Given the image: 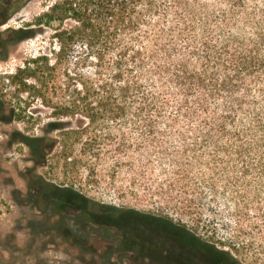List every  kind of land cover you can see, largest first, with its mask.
<instances>
[{"label": "trees", "instance_id": "obj_1", "mask_svg": "<svg viewBox=\"0 0 264 264\" xmlns=\"http://www.w3.org/2000/svg\"><path fill=\"white\" fill-rule=\"evenodd\" d=\"M210 1L62 0L35 25L58 23L54 37L60 59L79 49L85 54L86 74L76 79L67 74L69 81L61 86L70 95L57 107L62 116L79 117L68 134L74 141L64 145L66 163L113 154V161L129 171L132 192H145L199 222L205 216L223 218L230 231L226 215H235L238 229L230 243L249 251L255 264H264V248L257 244L264 240V209L251 211L258 210L264 196V0ZM0 4L12 11L14 0ZM35 33L31 26L0 32V45ZM39 61L49 63L46 56ZM21 73L34 72L28 67ZM17 78L11 82L27 89ZM4 101L0 94V111ZM63 126L51 121L45 128L54 132ZM21 140L37 167L58 144L45 136ZM76 142L82 147L79 155ZM34 181L44 184L39 176ZM48 193L39 192L37 198L59 215L63 202ZM127 212V221L147 223L151 230L138 225L139 230L153 237L160 235L154 226L173 221L151 212ZM63 224L59 216L53 227ZM209 243L216 264H241Z\"/></svg>", "mask_w": 264, "mask_h": 264}, {"label": "rangeland", "instance_id": "obj_2", "mask_svg": "<svg viewBox=\"0 0 264 264\" xmlns=\"http://www.w3.org/2000/svg\"><path fill=\"white\" fill-rule=\"evenodd\" d=\"M60 1L14 0L8 20L0 24L3 34L9 29L28 26L36 30L30 39L0 45V94L6 104L0 111V264H164L162 261L166 258L177 262L183 259L184 252L177 247L163 248L164 239L160 238L163 234L171 242L199 244V257H214L209 243L212 242L229 251L241 264H255L249 251L230 243V236L238 229L235 215H226L230 231L223 218L212 220L205 216L199 222L193 216L180 214L178 207L161 206L145 192H132L129 171L122 170L113 161V154L108 153L107 159L91 162L76 159L73 164L66 163L62 157L66 151L64 145L74 141V136L68 134L79 117L62 116L57 107L70 95L61 86L68 83V76L76 79L86 74L85 54L79 49L75 55L60 59L54 37L58 23L49 28L35 25L39 16ZM5 15L0 16V22ZM70 23L67 21L65 26ZM41 56L48 58V65L42 61L35 63ZM57 63H60L57 69L51 70ZM28 67L34 73L25 77L21 72ZM14 77L24 81L27 89L14 85L11 82ZM51 121H61L63 129L47 132L45 125ZM22 136H45L48 142L54 139L58 144L50 151L46 163L37 167ZM81 148L76 142V154L79 155ZM102 152L106 153V149ZM34 176H39L44 184L36 183ZM46 185L48 190L53 188L52 192H47L50 197L63 202L59 215L50 212L37 198ZM46 197L49 201L50 197ZM256 208L258 210L251 211L264 209V196ZM131 209L169 216L173 221L154 226L159 228L160 235L153 237L139 229L132 232L128 227H120L119 220L108 218L115 214L114 217H121L122 221L130 220L126 210ZM59 216L64 224L55 229L53 224ZM109 221L113 224L109 225ZM243 225L249 226V223L243 222ZM260 233L264 235V228ZM248 238L250 236L246 240ZM122 242L133 247V252L121 249L119 243ZM239 244L242 245L241 241ZM257 244L264 248L263 239ZM144 255L147 257H142ZM262 256L264 258V253Z\"/></svg>", "mask_w": 264, "mask_h": 264}, {"label": "flooded vegetation", "instance_id": "obj_3", "mask_svg": "<svg viewBox=\"0 0 264 264\" xmlns=\"http://www.w3.org/2000/svg\"><path fill=\"white\" fill-rule=\"evenodd\" d=\"M10 8L7 6H2L0 4V16L4 15V14H8L10 12ZM35 177V176H34ZM40 184V183H38ZM39 192H52V190H48V189H44V190H40ZM109 225H112V222H108ZM117 225H119L120 227L124 226V227H128L129 229L132 230V232H136L139 227H144V229L148 230L150 229L147 223L144 222H135V221H122L119 220L117 222ZM138 225H141L138 227ZM151 230V229H150ZM162 239H164L162 246L163 248H165V246H167L169 249H172V246L177 247V249L182 253H183V259L179 260L178 262L175 259L169 260V259H163L162 262H164V264H216L219 263V260L215 257H212L210 259L208 258H203L202 256H200L199 254V250H198V245L197 243H190V244H182V243H178V242H171L169 241L167 238H165V235L163 234V237H160ZM152 245V244H151ZM119 246L121 249L124 250H129L132 251L134 250V248H130L129 246H126V243H119ZM152 247V246H151ZM120 249V250H121ZM151 253V252H150ZM149 253V254H150ZM142 257H147V256H142Z\"/></svg>", "mask_w": 264, "mask_h": 264}]
</instances>
